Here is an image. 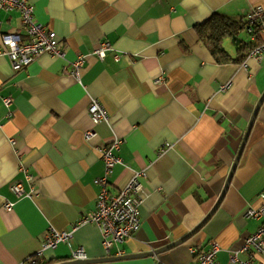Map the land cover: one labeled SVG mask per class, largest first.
Segmentation results:
<instances>
[{
  "label": "crops",
  "instance_id": "obj_1",
  "mask_svg": "<svg viewBox=\"0 0 264 264\" xmlns=\"http://www.w3.org/2000/svg\"><path fill=\"white\" fill-rule=\"evenodd\" d=\"M35 20L56 33L64 57L44 54L14 71L2 36L22 31L18 11L0 10V264L118 258L165 248L196 229L221 196L251 119L264 94L261 62L247 58L242 40L226 38L230 58L218 62L196 26L214 14L235 19L264 0H29ZM101 42L113 50L94 54ZM83 56L80 78L73 63ZM116 56L119 59H116ZM226 87V88H225ZM11 98L12 105H4ZM99 100L110 122L95 126ZM94 135L86 140L87 132ZM122 140L108 178L109 192L145 174L142 224L108 254L101 230L81 225L66 243L42 251L50 231L71 232L97 208L105 163L98 151ZM21 184L24 194L12 191ZM264 192V103L230 187L214 216L188 242L160 254L97 264H194L212 241L219 264L244 246L262 221L248 219ZM11 204V209L5 206ZM264 264V254L246 256Z\"/></svg>",
  "mask_w": 264,
  "mask_h": 264
},
{
  "label": "built area",
  "instance_id": "obj_2",
  "mask_svg": "<svg viewBox=\"0 0 264 264\" xmlns=\"http://www.w3.org/2000/svg\"><path fill=\"white\" fill-rule=\"evenodd\" d=\"M0 10L6 12L18 11L21 14L22 31L18 33H9L2 36L3 54L7 55L11 61L14 71H20L30 66L36 59L44 54L54 57H64L62 50L59 48L56 33L48 30L45 26L35 20L34 6L29 0H0ZM250 25L258 24L264 36V11L257 8L247 15ZM252 33L251 28H248ZM113 48L108 42H101L94 54L100 60H104L107 53ZM264 54V42L249 53L247 58H254L261 62ZM84 57L73 63V76L79 80L80 71L84 65ZM116 59H119L116 56ZM226 88V87H225ZM3 103L6 107L12 105L11 98H4ZM90 117L95 126L108 124L110 114L99 100L92 101L89 107ZM94 132H87L86 140H89ZM122 140L114 139L109 145L98 148V151L105 163V175L98 180L101 187L100 193L96 197L97 208L89 216L81 219L71 232L50 231L44 239L42 251L56 248L61 243L71 246L73 233L81 225L93 223L99 227L102 234L103 246L109 254L116 244L124 243L132 237L141 227L142 218L140 207L143 204L141 192L143 190V172L136 173L128 185L117 194L109 192L108 178L112 174L116 165L121 163L118 156ZM12 191L21 196L24 194L21 184H15ZM260 205L248 210L246 217L248 219L261 220L262 223L255 233L250 235L244 246L238 252L231 256L233 264H254L251 258L242 257L255 251L257 254H264V192L259 196ZM11 209V204L5 206ZM221 251L220 245L212 241L208 250L194 251V264H219L217 255ZM72 261L88 260L86 252L78 248L73 252ZM33 258L27 260L24 264H34Z\"/></svg>",
  "mask_w": 264,
  "mask_h": 264
},
{
  "label": "trees",
  "instance_id": "obj_3",
  "mask_svg": "<svg viewBox=\"0 0 264 264\" xmlns=\"http://www.w3.org/2000/svg\"><path fill=\"white\" fill-rule=\"evenodd\" d=\"M248 28H251L252 33H249ZM196 31L200 40L210 49L213 56L218 62L229 61L228 55H226L222 44L226 38H238L241 33L247 32L254 42L247 44L242 40V43L246 45L244 49L245 54L242 57V62L247 59V56L256 47L260 46L264 42V36L260 30L258 24L250 25L247 20V16L240 19H235L224 14H214L209 20L196 26ZM34 264H50L44 262L41 258L34 256Z\"/></svg>",
  "mask_w": 264,
  "mask_h": 264
},
{
  "label": "water",
  "instance_id": "obj_4",
  "mask_svg": "<svg viewBox=\"0 0 264 264\" xmlns=\"http://www.w3.org/2000/svg\"><path fill=\"white\" fill-rule=\"evenodd\" d=\"M233 40H238V38H233ZM264 103V94L262 95L260 102L257 106V109L251 119V122L249 124V127L247 129V132L244 136L243 142H242V146L240 148V151L237 154L235 163L231 169V172L229 174L228 180L226 182L225 188L221 194V196L219 197L216 205L214 206V208L212 209V211L209 213V215L205 218V220L196 228L194 229L192 232H190L187 236H185L184 238H182L181 240L165 247L162 248L160 250H156V251H152V252H148V253H143V254H136V255H131V256H124V257H118V258H104V259H99V260H85V261H70V262H65V263H60V264H97V263H101V262H110V261H116V260H124V259H136V258H142V257H147V256H152V255H156V254H160L163 253L165 251H169L175 247H178L186 242H188L192 237H194L195 235H197L203 228L204 226L211 220V218L214 216V214L216 213V211L219 209L229 187L232 181V178L234 176V173L237 169V166L240 162V159L243 155L244 149L247 145L249 136L251 134V131L254 127V124L256 122L257 116H258V112L260 110V107L262 106V104Z\"/></svg>",
  "mask_w": 264,
  "mask_h": 264
},
{
  "label": "rangeland",
  "instance_id": "obj_5",
  "mask_svg": "<svg viewBox=\"0 0 264 264\" xmlns=\"http://www.w3.org/2000/svg\"><path fill=\"white\" fill-rule=\"evenodd\" d=\"M241 38H242V39H243V38H247V36L243 33L242 36H241Z\"/></svg>",
  "mask_w": 264,
  "mask_h": 264
}]
</instances>
